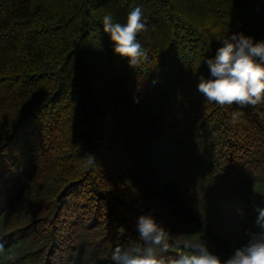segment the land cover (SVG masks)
Returning a JSON list of instances; mask_svg holds the SVG:
<instances>
[{
    "label": "trees",
    "instance_id": "obj_1",
    "mask_svg": "<svg viewBox=\"0 0 264 264\" xmlns=\"http://www.w3.org/2000/svg\"><path fill=\"white\" fill-rule=\"evenodd\" d=\"M136 6L147 21L129 66L102 19ZM232 32L264 40V0H0V264H113L115 247L143 246L134 224L149 212L170 230L166 256L248 243L264 102L196 90Z\"/></svg>",
    "mask_w": 264,
    "mask_h": 264
},
{
    "label": "clouds",
    "instance_id": "obj_2",
    "mask_svg": "<svg viewBox=\"0 0 264 264\" xmlns=\"http://www.w3.org/2000/svg\"><path fill=\"white\" fill-rule=\"evenodd\" d=\"M146 21L147 12L141 6L128 12L125 23H114L111 14L103 16V31L113 42L114 53L126 57L129 66L136 65L143 54L137 37L145 29ZM204 64L207 75L198 76L196 90L207 101L218 105L235 103L240 109L264 102V40L232 32L220 40L215 55L206 58ZM241 115L240 110L232 112V122ZM255 211L260 231L251 233L248 243L236 248L227 258L210 250L206 240L184 242L185 251L175 256L164 255L169 248L170 230L149 212L139 215L134 224L143 246L136 242L124 248L117 246L111 261L113 264H264V206H257Z\"/></svg>",
    "mask_w": 264,
    "mask_h": 264
}]
</instances>
